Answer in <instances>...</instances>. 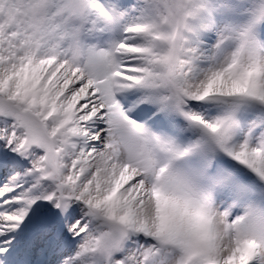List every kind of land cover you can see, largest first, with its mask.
Instances as JSON below:
<instances>
[{
  "label": "snow or ice",
  "instance_id": "6c2138e0",
  "mask_svg": "<svg viewBox=\"0 0 264 264\" xmlns=\"http://www.w3.org/2000/svg\"><path fill=\"white\" fill-rule=\"evenodd\" d=\"M0 264H264V0H0Z\"/></svg>",
  "mask_w": 264,
  "mask_h": 264
}]
</instances>
